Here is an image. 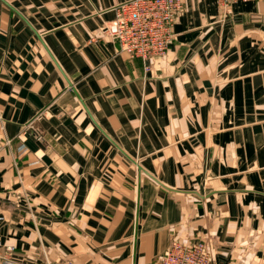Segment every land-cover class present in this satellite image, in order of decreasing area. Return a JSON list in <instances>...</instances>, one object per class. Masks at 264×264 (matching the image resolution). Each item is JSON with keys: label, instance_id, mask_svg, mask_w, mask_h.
I'll list each match as a JSON object with an SVG mask.
<instances>
[{"label": "crops", "instance_id": "crops-1", "mask_svg": "<svg viewBox=\"0 0 264 264\" xmlns=\"http://www.w3.org/2000/svg\"><path fill=\"white\" fill-rule=\"evenodd\" d=\"M120 1L0 0V264H264V0H182L147 69Z\"/></svg>", "mask_w": 264, "mask_h": 264}, {"label": "built area", "instance_id": "built-area-1", "mask_svg": "<svg viewBox=\"0 0 264 264\" xmlns=\"http://www.w3.org/2000/svg\"><path fill=\"white\" fill-rule=\"evenodd\" d=\"M229 6L239 0H217ZM113 16L104 32L118 42V50L142 60L149 67L150 57L165 56L175 41V23L182 0H123L110 7ZM4 264H10L13 246L5 245ZM225 264L228 263L224 258ZM151 264H214V251L205 238L182 239L173 236L165 250ZM228 264H232L229 263Z\"/></svg>", "mask_w": 264, "mask_h": 264}, {"label": "water", "instance_id": "water-1", "mask_svg": "<svg viewBox=\"0 0 264 264\" xmlns=\"http://www.w3.org/2000/svg\"><path fill=\"white\" fill-rule=\"evenodd\" d=\"M151 264V263H150Z\"/></svg>", "mask_w": 264, "mask_h": 264}]
</instances>
